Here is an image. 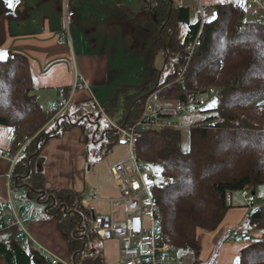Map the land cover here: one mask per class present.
Masks as SVG:
<instances>
[{"label":"trees","instance_id":"16d2710c","mask_svg":"<svg viewBox=\"0 0 264 264\" xmlns=\"http://www.w3.org/2000/svg\"><path fill=\"white\" fill-rule=\"evenodd\" d=\"M31 10L27 0L15 11L0 0V51H5L10 37L9 21L27 19ZM211 10L217 14L212 23L200 19L193 22L191 9L177 6L173 0H154L153 10L140 13L126 7L110 11L113 21L132 24L135 41L143 44L141 54L147 68L145 82L122 105L125 121L119 123L121 126H131L139 120V91L148 96L160 93L166 101L176 100L180 106L193 103L209 88H220L216 105L211 110L198 111L210 115L189 126L186 152L180 150V130L172 128L143 131L134 149L138 163L163 169L161 182L151 188L157 206L155 216L178 258L187 253L192 256V264H200L199 236L215 232L231 209L229 195L245 189L255 194L257 187L264 186V22L248 20L234 3H219ZM178 27L185 29L184 35L179 36ZM197 37L191 58L185 60L188 47ZM5 53L6 62L0 63V125L11 133L8 156L13 159L18 154L11 188L23 187L28 199L45 203V215L66 243L71 262L106 264L103 254L91 248L92 240L100 241L91 230V212L83 207L81 194L47 189L43 173L36 172V162L51 139L74 128H80L86 144L96 141L92 126L79 122L81 111H92L90 116L95 120L101 109L114 106L115 98L99 107H82L72 118L74 122L66 115L55 118L56 112L45 111L33 95L28 58L9 49ZM159 54L166 58L165 67L173 57L176 62L173 74L155 89L158 72L154 61ZM185 62L188 64L183 82L176 83ZM127 89L122 87L119 92ZM174 117L175 114H163L161 120ZM51 121L55 126L46 132ZM116 142L117 135L109 130L100 149L106 147L108 151ZM257 206L248 211L246 222L262 237H254L240 250V264H264V202ZM17 232V227L0 232V264H51L29 240L16 243Z\"/></svg>","mask_w":264,"mask_h":264},{"label":"crops","instance_id":"0c3cea01","mask_svg":"<svg viewBox=\"0 0 264 264\" xmlns=\"http://www.w3.org/2000/svg\"><path fill=\"white\" fill-rule=\"evenodd\" d=\"M23 1L25 0L17 1L11 9L14 11L19 10V8L23 6ZM261 1L262 8H259L261 4L260 0H258V3L252 5L248 4L247 0H241L239 3L242 5L241 10L245 12L248 20L256 21L257 18H259L260 22H264V0ZM29 2H31V0H27V4L32 10L27 19L9 21L8 31L10 37L7 39L4 49L5 51L9 49L22 53L28 58L34 80L33 95L36 97L38 103L42 104L43 101L45 102L46 99L51 98L52 101H49L51 102V105L48 107L49 110L57 105L63 104L65 101L63 97L64 93L66 90H68L67 93H69L76 74L82 82L87 85V90L75 93L69 105H73L72 107L74 110L84 107L83 103L89 100V97L96 100L94 94H99L100 90H108L109 92L111 85L110 78L108 77L111 63L110 52L112 53L114 48L111 47V38H109V33L107 32L110 28L116 32L119 24L130 25V23H118L113 21L111 17H109V14L110 10L122 6L117 3L114 8L109 10V8L106 9L104 6L100 9L99 4H96L94 7L89 5L87 11L82 12L84 5L81 0H69L70 9L73 12L80 10L81 14L77 16L75 12L74 22L71 25V35L68 29V36L64 37L67 42H60L57 38V33L60 30V26H62L61 10L59 11L57 8V12L59 11L60 13V18L58 15L57 18H54L53 15L49 16L46 12V8L48 11H52L49 8L50 4L48 2L32 0V2H35V5L29 4ZM173 2L177 6L188 7L191 9V15L197 14L199 18H202L204 21L212 17L213 13L211 12V8L219 3H234L239 5L237 0H223V2H221V0H177V2L173 0ZM59 5L61 6L60 2ZM18 6L21 7L18 8ZM37 6H42L44 8L39 18L35 16V8ZM201 11L202 13H200ZM197 19L198 17L194 19V21ZM99 35L102 37L100 38ZM99 42H101V46L97 52ZM112 82V84H114V81ZM109 100L110 98L106 101H102V103H107ZM99 105V103L96 104L98 107ZM66 112H68L67 109L57 117H61ZM105 112L106 111L101 109V115L97 117L98 121H100L101 116H103ZM54 126L55 122L51 121L47 124L45 129L52 130ZM98 132H101V126ZM103 132L104 131H102V133ZM10 139L11 133L9 129L0 125V203L10 200L13 207L11 199V182L7 180L12 161L8 156ZM100 139L101 141L103 140L102 137ZM93 143L97 144L95 141H93ZM87 145L80 128H74L60 138L51 139L39 154V157L45 160L42 172L45 178V185L49 190L75 191L81 194L83 203L85 199L90 196H99L103 199V202L88 204L86 208H88L87 210L90 212L105 213L109 211L107 200L117 195L113 179L109 172L110 167L116 162L106 163V160L108 161L113 153L121 160L125 158L128 151L126 148L117 147L115 145L105 152V154L99 155L98 152L100 149L89 154L85 152ZM16 158L17 156L15 160ZM86 190H90V192H87L83 197ZM256 193H258V191ZM229 201L232 207L226 213L218 229L213 233L201 234L199 236V242L202 248L199 257L201 264H224L220 262V256L218 261L214 260L210 263L211 252L216 249L220 241L226 242L228 240L230 236L228 238L226 236L231 229L243 224L249 226L246 222L248 209L244 207L240 193L238 192V195L232 194ZM256 202L259 203L261 201H257L256 198ZM32 223L35 224V222ZM51 227H53V230H51L52 232L49 234L48 230H50L49 228ZM30 229L31 232H28L33 238L38 240V236L45 240V244L46 242L48 243L45 246H48L47 248L54 252L57 250L53 248L57 240H60L62 247L65 246L66 248V243L59 236L53 222H43L41 226L37 227L32 225ZM251 232L255 239L262 237L260 233ZM241 233L245 232L242 231ZM104 247L106 249L104 254L105 258L111 255L114 256L112 251L114 247L113 244L106 243ZM242 248L238 249V256ZM109 260H112V258L108 259V262ZM108 262H106V264H108Z\"/></svg>","mask_w":264,"mask_h":264},{"label":"built area","instance_id":"2783aa9c","mask_svg":"<svg viewBox=\"0 0 264 264\" xmlns=\"http://www.w3.org/2000/svg\"><path fill=\"white\" fill-rule=\"evenodd\" d=\"M63 1L62 33L68 36V29L73 24L75 13L70 9L69 0ZM248 4H256L258 0H247ZM256 21H259L257 18ZM197 38L188 49L186 58L190 59L195 47ZM181 68L176 83H182L188 62ZM87 90V85L76 74L69 91L68 98L63 104L53 108L56 112L55 118L60 115L73 100L76 92ZM219 91L210 88L203 95L208 101L217 100ZM154 95L147 96L144 103L141 118L133 125L123 127L120 124L112 123L111 130L117 135V147L126 148L127 157L119 160L110 167V175L113 179L116 197L107 200L109 211L105 213L91 212V230L98 240L103 243L113 244L114 259L108 264H182L175 251L163 234L158 219L156 218L157 206L151 194V188L161 182V174L157 184L148 185L145 178L155 172V168L150 164L138 163L134 157L135 145L142 132L147 129L172 128L178 129L177 123L172 119L161 120L163 114H175L179 116L186 113L193 117L196 112L203 110L206 102L200 98L189 105H180L169 108L161 105L154 99ZM187 110H191L187 112ZM11 168L7 175V180L11 182L15 158L11 159ZM168 182V180H167ZM242 203L248 211L258 208L256 199L250 190L245 189L240 192ZM103 202L99 196H90L85 199L83 207L86 205ZM7 206L11 208V216L6 214ZM17 227L18 232L14 236V241L20 243L23 239L31 242L39 255L47 258L51 264H74L69 260L62 259L56 252L41 244L33 238L23 227L18 219L10 200L0 203V232ZM231 239L235 242L248 245L253 241L246 233H235ZM112 253V254H113Z\"/></svg>","mask_w":264,"mask_h":264},{"label":"rangeland","instance_id":"374dc122","mask_svg":"<svg viewBox=\"0 0 264 264\" xmlns=\"http://www.w3.org/2000/svg\"><path fill=\"white\" fill-rule=\"evenodd\" d=\"M17 1L19 2L21 0H17ZM38 1L48 2L50 4L49 8L52 11L50 12L46 8V12L48 13L49 16L53 15L54 18H57V15H58L60 18L59 11L61 10V17H62V14H63L62 0H60V1H58V0H38ZM59 2L61 3V6L59 5ZM81 2L84 5V9L82 10V12L87 11V7H89V5L94 7V6H96V4L100 5V9L104 6L106 9L109 8V10H110V9L114 8L115 5L118 3L122 7L129 8L135 13H140L143 10H149V11H150V9L153 10V6H154V0H81ZM176 2H177V0H176ZM260 2H261V4L259 5V8H262V1L260 0ZM29 4L35 5V2H32V0H31V2H29ZM238 6L240 9H242V5L239 4ZM19 7H21V6H18V8ZM57 8L59 10L58 12H57ZM35 11H36L35 16H37L39 18V16L44 11V8L42 6H37L35 8ZM75 12H76L77 16H80V14H81L80 10L79 11L76 10ZM211 12L214 13L213 10H211ZM200 13H202V11ZM109 17H110V14H109ZM197 17H198V19L203 20L202 18H199V15H197V14L191 15V20L194 21V19H196ZM261 23H263V22H261ZM178 28H179V36L184 35L185 29L183 27H178ZM71 29H72V26H70V28H69V34L70 35H71ZM114 32L115 31L112 28H110L107 32V33H109V38H111L110 39L111 47L114 48L113 52L112 53L110 52V62L111 63L109 62L110 66H109V72H108V77L110 78V81H111L110 82V84H111L110 90H109V92H108V90H100L99 94H94L96 100H93L92 97L91 98L89 97V100H86L83 103V106L85 108H94L97 103L101 104L102 101H106L109 98H110V101L112 102V100L115 98L114 106L112 105V106H109L107 108L104 115L101 116L100 121H98L97 118L95 120L93 118L91 119L90 115L93 113L92 111H90L89 113L86 111H81L83 113H82L81 119L79 120V122H81V121L85 122L86 121V125L89 127L92 126V129H94V133L92 135V138L96 139L95 142L97 144H94L93 140H92V142L86 146L85 152L89 153V154H92L93 151L100 149V145H102V141L100 138L102 137L104 139V134L107 131L111 130V128H113L111 125L112 122H114L118 125L120 122L125 121V117H123V115H122L123 110H124L122 105L124 104V101H125L127 96L138 92V88L145 82V79L147 77V68L145 66V59L143 58V56L141 54V50L143 49V46H142L143 44H138L134 40L132 24H130V25L119 24V26H117L115 34H114ZM61 33H62V26H60V30L57 33V36H58L57 38L59 39L60 42L61 41L67 42L66 38H64V36H62ZM100 33H102V32H100ZM113 34H114V36H113ZM101 35H99L100 38L102 37ZM100 46H101V42L98 43L97 52H98V49L100 48ZM188 49H189V47H188ZM188 49H187V53H188ZM0 52H5V51H0ZM180 58H181V56H180ZM165 60H166V58H164V56L159 54L154 61V68H156V70L158 72L157 78L155 80V85H154L155 89H156V86L160 87L162 84H164V80L167 79L168 75L173 74V72H174L176 59L174 57L172 59H170L167 67L164 66ZM185 60H186V56H185ZM178 62H179V60H178ZM181 68H180V70H181ZM171 80H173V77L171 79L170 78L168 79V81H171ZM112 81H114V84H112L113 83ZM125 86L128 87L127 91L119 92L120 89L122 87H125ZM213 88H216L218 91H220V88H218V87H213ZM139 93H140V97L138 98V100H140L142 103V110L141 111H143L144 103L147 99L146 96H148L147 95L148 93L146 92L143 94V92H140V91H139ZM159 95H160V93L158 95L155 94L154 99L157 102H159L161 105H163L165 107H169V108L177 107L176 100L166 101L167 99H164ZM173 95L176 97V94H173ZM200 97H201L200 99H202L206 102V106L203 108V111L211 110L213 108V106L216 105L215 101H208L204 98L203 95ZM49 101H52V99L48 98V99H46L45 102L43 101V103L40 104L46 111L49 110L48 107L51 105L50 104L51 102H49ZM213 102H215L214 105H213ZM210 105H213V106H210ZM72 106L73 105L68 106L69 107V108H67L68 112H66L64 115H66L69 120L74 122V120L72 118H75L76 112H78V110H80L81 108H77L74 110V108ZM190 111L191 110H187V112H190ZM200 112H202V111H200ZM141 114H142V112H141ZM208 115H210V114L209 113H198V112H196L193 117H190V116H187L186 113H183L179 116H175L174 118H172V121L174 123L178 124V126H179L178 129L181 132V140H180V150L181 151L186 152L189 148V126L195 122L203 120ZM140 118H141V116H140ZM88 119H91L90 121L92 122V124L87 123ZM98 126H99V128L101 126V132L100 133L98 132V130H99ZM96 130H97V132H96ZM45 131L51 132L52 130L46 129ZM102 131H104V132L102 133ZM94 134H95V136H94ZM105 149H106V147H103V149L101 147L98 154L99 155L105 154V152H107ZM96 153H97V151H96ZM127 155H128V153H126V156ZM17 156H18V154H17ZM118 160H119V157L115 153H113L111 155V157L108 159V161L106 160V163L107 162L108 163L113 162V161L117 162ZM159 174L160 173L155 171L153 175L146 177L145 178L146 184H148V185L157 184V182L159 180ZM257 191H258V193H255L256 195H254V198L255 199L257 198V201L264 202V186L257 187L256 192ZM87 192H90V190L89 191L86 190L85 194L83 193L84 194L83 197L86 195ZM232 194L238 195V192L231 193L229 195L228 199H230V196ZM11 199H12V203H13V209L15 210L17 217L21 221L23 227L27 231L31 232L30 227L32 225L34 227H37V226H41V224L43 222L51 223L50 219L47 218L45 215V210H46L45 203L38 202L37 198L28 199L27 198V192L25 189L19 188V187H13ZM261 202H259V203H261ZM6 214L8 217H10V214H11L10 206H7ZM91 220H92V218H91ZM32 222H35V224H33ZM49 229L50 230H48V233L50 234L52 232L51 230H53V227H51ZM242 231L245 232L246 234H248L251 238H254V235L251 232L252 231L251 227L247 226L245 224L240 225L234 229H231L226 236L227 238L230 236L228 238V240L226 242L220 241L218 243V246L216 247V249L211 252L210 263L214 260L218 261V258L220 256L219 260L221 263L233 264L235 259L238 257V249L242 248L243 246H246V245L233 241L231 239V237L235 233H237V232L241 233ZM37 239L44 245L48 244L47 242L45 244V240H43L42 238H40L38 236H37ZM223 241H224V239H223ZM53 248L57 249L56 252L62 259L66 260V261L69 260L71 262V256L68 253L67 248H65V246L62 247L60 240H57V243H56V245H54ZM91 248L93 250L96 249L97 251H99V253H102L103 257L105 256L104 254H105L106 249L104 247V244L100 245V243L98 241L92 240ZM179 256L181 257L180 259H181L183 264H192L193 263L192 256H190L189 254L183 253V254H179ZM106 258H107V262H108V259L112 258V260H113L114 256L111 255V256L106 257Z\"/></svg>","mask_w":264,"mask_h":264},{"label":"snow or ice","instance_id":"6c2138e0","mask_svg":"<svg viewBox=\"0 0 264 264\" xmlns=\"http://www.w3.org/2000/svg\"><path fill=\"white\" fill-rule=\"evenodd\" d=\"M17 2V0H6V3L8 4V6L11 8L14 6V4ZM221 2H223V0H221ZM241 2V0H237V3L239 4ZM217 19V14L213 13L212 17L208 20V23H212L214 20ZM7 59V54L5 52H0V63L6 62ZM215 102H213L214 105ZM210 105V106H213ZM155 171H157L158 173H162L163 169L161 168H156ZM233 264H240V258L237 257L235 259V261L233 262Z\"/></svg>","mask_w":264,"mask_h":264},{"label":"water","instance_id":"95a60500","mask_svg":"<svg viewBox=\"0 0 264 264\" xmlns=\"http://www.w3.org/2000/svg\"><path fill=\"white\" fill-rule=\"evenodd\" d=\"M156 88H157V86H156ZM87 121H88V124H92V122L90 121V119H88ZM98 128H99V126H98ZM94 136H95V134H94ZM38 154H39V151L36 152V155H38ZM44 161H45L44 158H42V157H39L38 158V160L36 162V172L37 173H42L43 172V164H44ZM43 194L44 193L42 192L41 195H43ZM252 194L254 195V193H252Z\"/></svg>","mask_w":264,"mask_h":264}]
</instances>
